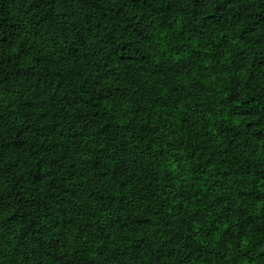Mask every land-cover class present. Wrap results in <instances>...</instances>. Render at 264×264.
I'll list each match as a JSON object with an SVG mask.
<instances>
[{"label":"trees","instance_id":"16d2710c","mask_svg":"<svg viewBox=\"0 0 264 264\" xmlns=\"http://www.w3.org/2000/svg\"><path fill=\"white\" fill-rule=\"evenodd\" d=\"M18 9L55 49L39 69L4 52ZM110 58L115 73L103 79ZM255 85L264 87V0H0V92L23 108L0 103V229L19 252L0 264H91L89 226L114 230L108 264H262L264 90ZM209 110L246 123L211 136L197 118ZM82 127L95 138L79 165L97 190L65 246L43 169L58 139ZM165 134L179 182L151 155L149 142ZM114 139L146 144L126 159ZM231 173L246 177L241 187L227 189Z\"/></svg>","mask_w":264,"mask_h":264},{"label":"rangeland","instance_id":"374dc122","mask_svg":"<svg viewBox=\"0 0 264 264\" xmlns=\"http://www.w3.org/2000/svg\"><path fill=\"white\" fill-rule=\"evenodd\" d=\"M21 11L14 10V27L13 30L17 33L14 43L11 47L7 48L4 52L9 55L10 58H19V65L26 70L36 66L40 68V64H43L45 60L49 59V56H54L55 49L53 45L48 41H44L40 36H34L31 26L27 23L26 19L20 13ZM18 18V19H17ZM103 65L100 69V75L103 79L112 78L114 75L115 63L112 58L103 60ZM24 69V70H25ZM161 79L165 78L162 74ZM168 82V81H166ZM242 75L237 76L236 87L241 91H245L251 83ZM253 84V83H252ZM254 85V84H253ZM261 90H264L263 86L255 85ZM159 94L162 95V90ZM13 97V98H12ZM26 99V98H25ZM20 97L11 96L0 92V103L4 106L13 108L18 114H23L22 106H19ZM24 101V99L22 100ZM163 102L162 97L157 101V106ZM21 105L22 102H21ZM24 107V106H23ZM197 118L205 123L208 134L211 136H231L234 131L240 130L246 123L245 118L234 115L223 114L218 111H202ZM65 137L58 139L57 144L62 147L61 152L50 155V159H47L44 166V171L47 174V180L50 194L55 201V207L58 210L56 225L59 238L63 241L65 246L75 242L76 228L74 226L76 217L74 214H81L85 211V204L88 201V194L97 190V180L94 176H91L80 167L81 160L91 154L92 140L94 132L92 130L85 131L82 127L76 130L74 136L72 134H65ZM111 145L115 150L126 159H130L132 156L140 154V150L146 144V140L126 139L120 141V139H114ZM150 141V140H149ZM170 138L165 135H158L155 140L150 141L151 155H157V162L162 166L163 174L169 179H173L175 182L180 181V175L177 170V156L167 145ZM73 149V151H71ZM70 150V151H69ZM63 152L68 154V157L64 159L63 164H51L50 160H56L63 155ZM141 155V154H140ZM60 163V162H59ZM224 184L231 188L241 187L246 177L242 174L231 173L224 176ZM96 188V189H95ZM75 219V220H74ZM84 221V220H82ZM85 230H90L88 236L85 238L86 246L90 249V261L91 264H108L110 261H103V257L109 253L110 248L114 247L116 236L112 228H106L103 226L101 229H95L92 226L85 227ZM83 229V230H84ZM0 229V263L10 259L13 256H17L19 252H15L12 244L8 241L5 233H2ZM101 244V245H100ZM21 264H42L34 261L26 260L25 256L22 257ZM52 264V263H46ZM264 264V262L262 263Z\"/></svg>","mask_w":264,"mask_h":264}]
</instances>
